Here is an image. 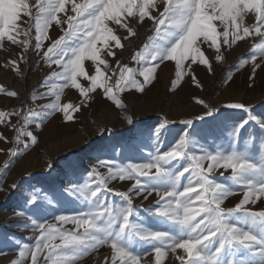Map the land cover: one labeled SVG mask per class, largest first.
Segmentation results:
<instances>
[{
  "label": "snow or ice",
  "instance_id": "obj_1",
  "mask_svg": "<svg viewBox=\"0 0 264 264\" xmlns=\"http://www.w3.org/2000/svg\"><path fill=\"white\" fill-rule=\"evenodd\" d=\"M249 14H254L251 26L244 22ZM24 18L29 21L27 28L23 27ZM129 18L139 24L147 19L153 24L155 34L132 57L141 65L138 70L119 61L112 68L106 57L115 58L114 49L124 48L122 40L137 35ZM53 24L59 26L62 35L42 51V58L50 68L55 65L59 69L53 70L49 79L54 77L63 83L52 85L47 92L33 97L36 100L54 95V101L40 105V110L29 108L26 114L19 110L0 111V123L13 115L23 121L20 127L8 123L17 132V145L24 143L21 137H30L32 143L36 142L27 125L35 123L39 128L55 112L70 121L71 113L92 100L90 94L97 90H102L104 98L117 108H124L119 94L131 89L143 93L145 85L155 79L157 69L166 61L175 62L174 83L190 75L200 87L192 65H206L209 72L212 70L203 46L214 48L215 60L222 61V45L230 48L250 36L260 37L250 53L253 64L250 79L255 78L256 70L261 67L256 62L257 56L264 57V0H35L34 4L29 0H0V48L7 40L28 51L34 27L35 48L41 51L44 41L50 39L48 31ZM118 30H123L125 35H118ZM85 61L91 62L93 74L86 69ZM186 61L189 62L187 71ZM241 63L247 64L248 59H242ZM7 64L19 73L17 60H9ZM137 74L143 77V83L136 78ZM81 77L88 86L80 82ZM43 83L47 85L48 80ZM69 87L78 90L83 98L81 103H61L63 91ZM4 91L0 88V92ZM6 94L17 95L13 91ZM196 102L207 109L205 115L214 113L215 109L205 101L197 99ZM225 106L247 113L229 133L230 151L202 150L201 155H196L189 151L192 133L183 131L174 146L167 150L157 148L149 153L146 162L108 167L106 175L94 169L93 184L73 185L70 189L82 197L88 210L73 216H55L59 226L34 221V231L38 232L35 244L20 247L19 258L13 264H25L29 256L30 264H39L41 256L44 264H77L104 246L111 249V256L105 257L103 264H141L150 253L155 254L152 264H162L169 252L178 264H264V210L247 207L264 198V141L258 148L252 137L240 143L241 132L250 122L264 131V118L253 115L243 103ZM125 118L132 122L130 116ZM37 119L41 123H36ZM167 123L165 120L160 128ZM0 141L8 142L3 134ZM27 147L24 143V148ZM7 152L13 157L20 154L12 148ZM220 169L230 170L228 179L234 187L213 178V173ZM113 181L134 183L127 191H118L110 187ZM240 192L242 198L233 208L222 207L229 197ZM105 193L120 197L123 203L108 202ZM133 194L144 199L155 194L157 207L154 212L149 211L169 228L153 230L138 222ZM38 199L32 194L28 203L35 204ZM69 224L74 227H64ZM138 243L149 245L150 252L135 253L132 248Z\"/></svg>",
  "mask_w": 264,
  "mask_h": 264
},
{
  "label": "rangeland",
  "instance_id": "obj_2",
  "mask_svg": "<svg viewBox=\"0 0 264 264\" xmlns=\"http://www.w3.org/2000/svg\"><path fill=\"white\" fill-rule=\"evenodd\" d=\"M29 2L34 4L35 0ZM129 20L137 35L122 40L124 48L114 49L115 58L106 57L112 68H116L119 61L121 65L138 70L141 65L132 57L137 51H142L148 37L155 34L153 24L147 19L142 24L133 18ZM24 21L23 27L27 28L29 21L27 18ZM244 22L251 26L254 14H249ZM117 34L121 37L125 35L123 30H118ZM48 35L50 39L44 41L41 51L35 48L34 27L28 51L7 40L3 42V47L0 48V88L5 91L0 92V111L9 113L19 110L26 114L29 108L40 110V105L54 101V95L33 100L34 96L39 97L40 93L47 92L52 85L63 83L54 77L49 79L51 72L59 69L55 65L50 68L42 58V51L62 32L59 26L53 24ZM260 39L253 35L230 48L222 45V61L215 60L214 48L203 46L202 50L211 63L212 70L209 72L206 65H192L200 87H197L190 75L184 76L179 83H174L175 62L166 61L157 69L155 79L145 85L143 93L131 89L119 94L124 108H117L104 98L102 90H97L90 94L92 100L84 103L79 111L71 113L72 120H65L62 113L55 112L44 119L39 128L35 123L27 125V130L33 133L36 142L32 143L30 137H21L28 144L26 149L24 143L16 144L17 132L8 126L10 121L12 125L20 127L23 123L20 117L13 115L0 123V134L8 141H0V149L4 150L0 152V189H3L0 190V253H3L0 254V264H13L19 258L20 247L35 244L34 237L38 232L34 231V221L56 223L59 226L54 220L55 216H73L88 210L82 197L73 194L70 189L73 185L93 184L94 169L106 175L108 167L146 162L149 153H154L157 148L167 150L169 146H174L183 131L192 133L189 151L196 155H201L202 150L230 151L229 133L235 124L246 118L247 113L225 105L232 102L243 103L251 109L253 115L264 118V57L257 56L256 62L261 67L256 70L255 78L250 79L253 66L250 53L253 45ZM242 59H248V63L242 64ZM9 60L18 61L19 73L12 65L7 64ZM188 63L185 62L186 71ZM89 65L91 62L85 61L86 69L93 74L94 69ZM229 76L232 77L231 80L227 79ZM136 78L143 83V77L137 74ZM78 79L88 86V82L82 77ZM45 80H48L47 85L43 83ZM56 90L58 88L54 89ZM8 91L17 95L9 97L6 94ZM197 99L208 103L215 109L214 113L205 115L207 109L197 103ZM82 100L78 90L70 87L64 89L61 96L62 104H79ZM127 116L132 118L131 123L125 118ZM165 120L168 123L161 129L160 125ZM189 120L192 123L186 125L185 121ZM36 123L41 122L37 119ZM249 137L253 138L258 148L261 141H264V131L250 122L241 132L240 143ZM10 148L18 149L20 154L15 157L9 155L7 150ZM229 175L230 170L220 169L213 173V178L219 183L233 186L228 179ZM133 183L134 181H113L110 187L127 191ZM32 194L39 197L35 204L28 203ZM105 197L108 202L123 203L120 197L111 193H105ZM241 198L242 192L229 197L222 207L233 208ZM157 200L155 194L147 199L133 194L135 218L153 230H167L169 225L153 217L149 211H155ZM247 207L255 211L264 210V198ZM20 212L24 214L17 215ZM64 227L71 229L74 226L69 224ZM132 250L135 253H149L150 246L138 243ZM110 256L111 249L104 246L98 252L77 261V264H103L104 258ZM154 258L155 254L150 253L142 259L141 264H152ZM25 264H30V256ZM39 264H44L43 256ZM162 264L178 262L169 252Z\"/></svg>",
  "mask_w": 264,
  "mask_h": 264
}]
</instances>
